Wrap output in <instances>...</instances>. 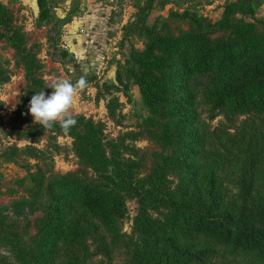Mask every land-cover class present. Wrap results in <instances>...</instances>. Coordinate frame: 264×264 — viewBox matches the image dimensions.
<instances>
[{
    "label": "rangeland",
    "instance_id": "rangeland-1",
    "mask_svg": "<svg viewBox=\"0 0 264 264\" xmlns=\"http://www.w3.org/2000/svg\"><path fill=\"white\" fill-rule=\"evenodd\" d=\"M39 2L0 0V264H189L203 250L212 255L195 264H264L255 252L180 231L175 218L186 208L238 213L246 161L264 143V114L215 111L208 98L224 75L264 67V53L196 75L165 102L170 48L162 47L150 73L159 79L155 105L143 97L133 57L151 38L264 34V0H46L48 18ZM62 81L76 86V124L44 129L29 102ZM95 185L126 190L113 223L79 206L76 190ZM251 203L264 205V165Z\"/></svg>",
    "mask_w": 264,
    "mask_h": 264
},
{
    "label": "trees",
    "instance_id": "trees-1",
    "mask_svg": "<svg viewBox=\"0 0 264 264\" xmlns=\"http://www.w3.org/2000/svg\"><path fill=\"white\" fill-rule=\"evenodd\" d=\"M42 16L48 18L46 0H40ZM251 25L243 24L249 28ZM143 52H135V63L139 68V84L147 104L155 105V96L150 93L159 89L158 77L152 76L151 70L157 67L161 48H170V58L165 63V69L171 74L168 88L162 95L165 102L174 99L175 92L182 90L181 84H193L196 75H204L213 71L227 72L247 57L264 53V34L252 33L241 37L228 36L216 42H200L196 40H182L167 42L164 39H150ZM154 40V41H153ZM165 87V86H164ZM213 104V110L229 108L240 114H264V67H254L241 74L224 75L216 84L208 98ZM109 105V116L117 117L115 102ZM158 104V103H157ZM169 105V103L167 104ZM176 114L174 115V117ZM88 140L86 136L84 138ZM98 151V148L97 150ZM78 155L86 158L92 166L96 165V155L88 153L86 148H78ZM102 155V154H101ZM105 158V157H104ZM264 165V143L260 149L251 148L245 165V178L240 183V205L237 214L221 213L219 208L210 207L208 215L182 209L176 216L181 221L178 229L185 233L198 234L223 246H230L236 250L255 252L264 261V205L251 203L255 192V175ZM59 183V188H64ZM115 189L95 185L76 190L81 209L94 219L105 224L114 222L117 210L125 206L124 190L120 186ZM155 190V189H154ZM155 193V191H153ZM147 193L145 197L151 196ZM185 197V196H184ZM122 202H118V201ZM189 210V209H188ZM148 215L147 211L142 213ZM165 228V227H163ZM163 230V229H162ZM209 250L199 251L189 255L188 263H202L210 257Z\"/></svg>",
    "mask_w": 264,
    "mask_h": 264
},
{
    "label": "clouds",
    "instance_id": "clouds-1",
    "mask_svg": "<svg viewBox=\"0 0 264 264\" xmlns=\"http://www.w3.org/2000/svg\"><path fill=\"white\" fill-rule=\"evenodd\" d=\"M79 86L83 87L84 81L80 80ZM52 91L48 94L45 91L35 92L29 102L28 111L34 122L44 129L51 128L56 122L64 131H68L76 124L71 116L70 110L74 103L76 86L69 81L55 83Z\"/></svg>",
    "mask_w": 264,
    "mask_h": 264
}]
</instances>
